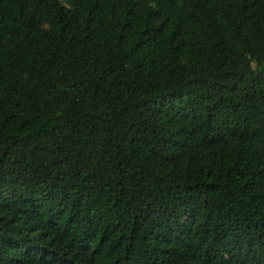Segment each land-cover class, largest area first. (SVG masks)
<instances>
[{
	"label": "trees",
	"instance_id": "obj_1",
	"mask_svg": "<svg viewBox=\"0 0 264 264\" xmlns=\"http://www.w3.org/2000/svg\"><path fill=\"white\" fill-rule=\"evenodd\" d=\"M0 264H264V0H0Z\"/></svg>",
	"mask_w": 264,
	"mask_h": 264
}]
</instances>
